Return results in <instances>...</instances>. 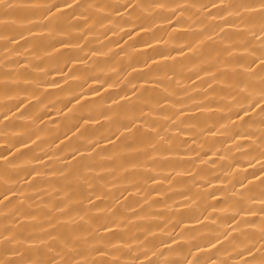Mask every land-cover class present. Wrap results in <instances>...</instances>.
I'll return each mask as SVG.
<instances>
[{"label": "bare ground", "instance_id": "6f19581e", "mask_svg": "<svg viewBox=\"0 0 264 264\" xmlns=\"http://www.w3.org/2000/svg\"><path fill=\"white\" fill-rule=\"evenodd\" d=\"M0 264H264V0H0Z\"/></svg>", "mask_w": 264, "mask_h": 264}]
</instances>
